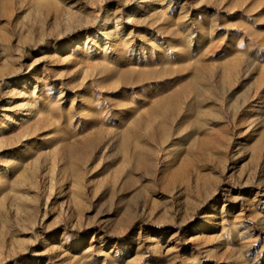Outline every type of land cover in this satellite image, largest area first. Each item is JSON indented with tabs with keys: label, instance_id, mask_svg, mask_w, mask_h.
<instances>
[{
	"label": "rangeland",
	"instance_id": "1",
	"mask_svg": "<svg viewBox=\"0 0 264 264\" xmlns=\"http://www.w3.org/2000/svg\"><path fill=\"white\" fill-rule=\"evenodd\" d=\"M0 264H264V0H0Z\"/></svg>",
	"mask_w": 264,
	"mask_h": 264
}]
</instances>
